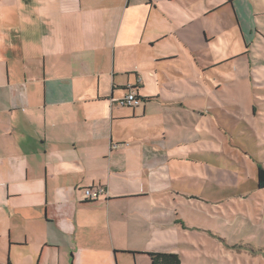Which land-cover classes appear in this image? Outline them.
I'll use <instances>...</instances> for the list:
<instances>
[{"label": "crops", "instance_id": "obj_1", "mask_svg": "<svg viewBox=\"0 0 264 264\" xmlns=\"http://www.w3.org/2000/svg\"><path fill=\"white\" fill-rule=\"evenodd\" d=\"M262 39L264 0H0V264L175 253L169 164L199 152L183 141L224 115L214 78ZM130 87L139 104L118 105Z\"/></svg>", "mask_w": 264, "mask_h": 264}, {"label": "rangeland", "instance_id": "obj_2", "mask_svg": "<svg viewBox=\"0 0 264 264\" xmlns=\"http://www.w3.org/2000/svg\"><path fill=\"white\" fill-rule=\"evenodd\" d=\"M252 49V58L223 65L236 66L235 75L214 78L226 88L215 89L224 115L215 113L205 132L199 126L197 137L182 140L199 152L169 164L175 182L162 202L160 244L180 264H264V188L256 183L257 168H264V74L251 76L264 62V39Z\"/></svg>", "mask_w": 264, "mask_h": 264}, {"label": "trees", "instance_id": "obj_3", "mask_svg": "<svg viewBox=\"0 0 264 264\" xmlns=\"http://www.w3.org/2000/svg\"><path fill=\"white\" fill-rule=\"evenodd\" d=\"M128 89L131 90L132 87ZM134 94L136 98H138L135 92ZM131 107H134V106H131ZM256 183H257L258 188H264V168L262 167L257 168ZM147 255L149 256L151 264H180L181 263L180 258L178 254L176 253L147 252Z\"/></svg>", "mask_w": 264, "mask_h": 264}, {"label": "built area", "instance_id": "obj_4", "mask_svg": "<svg viewBox=\"0 0 264 264\" xmlns=\"http://www.w3.org/2000/svg\"><path fill=\"white\" fill-rule=\"evenodd\" d=\"M120 106H136L139 104L140 100L136 98L133 91L129 90L127 93L116 100ZM105 194V189L101 186L87 187L82 190V199L84 200H94Z\"/></svg>", "mask_w": 264, "mask_h": 264}]
</instances>
